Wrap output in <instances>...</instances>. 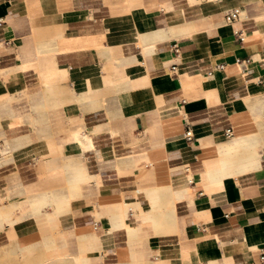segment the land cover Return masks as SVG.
Masks as SVG:
<instances>
[{"label": "crops", "instance_id": "obj_1", "mask_svg": "<svg viewBox=\"0 0 264 264\" xmlns=\"http://www.w3.org/2000/svg\"><path fill=\"white\" fill-rule=\"evenodd\" d=\"M3 246L264 264V0H0Z\"/></svg>", "mask_w": 264, "mask_h": 264}, {"label": "rangeland", "instance_id": "obj_2", "mask_svg": "<svg viewBox=\"0 0 264 264\" xmlns=\"http://www.w3.org/2000/svg\"><path fill=\"white\" fill-rule=\"evenodd\" d=\"M44 231V230H41ZM7 246H3L0 249V264H50L52 262H48L49 257H41L38 260H29L32 257V254L22 253L20 251L19 259L17 260V255H12L9 250H6ZM46 250L50 253H54L53 247H46ZM2 252V253H1ZM49 256V255H47ZM48 262V263H47ZM57 264V263H56ZM68 264H71L68 262Z\"/></svg>", "mask_w": 264, "mask_h": 264}, {"label": "built area", "instance_id": "obj_3", "mask_svg": "<svg viewBox=\"0 0 264 264\" xmlns=\"http://www.w3.org/2000/svg\"><path fill=\"white\" fill-rule=\"evenodd\" d=\"M239 17H240L239 9L238 8H234V9H231V10H229V11L224 13V22L227 23V24H232V23L238 21ZM237 38L239 39L240 42L243 41V37H242L241 33L237 34ZM173 48L176 51L177 46L173 45ZM175 69H176L175 66H172L170 68V71L172 73H174ZM224 134H225L226 137L232 136V134H233L232 128L231 127L226 128L225 131H224ZM184 136H185V139L187 141H190L191 138H192V133H191V131H190V129L188 127L185 130Z\"/></svg>", "mask_w": 264, "mask_h": 264}, {"label": "bare ground", "instance_id": "obj_4", "mask_svg": "<svg viewBox=\"0 0 264 264\" xmlns=\"http://www.w3.org/2000/svg\"><path fill=\"white\" fill-rule=\"evenodd\" d=\"M162 193V192H161ZM164 194V193H163ZM156 197H152V198H150V204H151V206L153 207L155 204H156Z\"/></svg>", "mask_w": 264, "mask_h": 264}]
</instances>
